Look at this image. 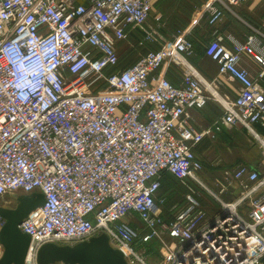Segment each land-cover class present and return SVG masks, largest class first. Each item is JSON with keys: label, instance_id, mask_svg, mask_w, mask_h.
Listing matches in <instances>:
<instances>
[{"label": "built area", "instance_id": "1", "mask_svg": "<svg viewBox=\"0 0 264 264\" xmlns=\"http://www.w3.org/2000/svg\"><path fill=\"white\" fill-rule=\"evenodd\" d=\"M154 1L0 0V205L8 194L44 196L18 226L30 238L24 264H37L43 244L102 233L126 264H263L264 136L253 128L264 127L263 36L254 30L239 42L217 31L223 10L247 0H207L167 39L160 17H150ZM200 21L211 29L212 80L188 62ZM132 31L142 35L139 47L158 48L118 69V45ZM161 66L176 71L178 86L155 74ZM224 78L239 84L234 98L222 94ZM208 102L221 116L197 130L190 110ZM240 128L260 151L259 168L223 170L214 194L199 179L195 149ZM165 172L185 189L168 219L157 197ZM196 184L219 205L212 217ZM152 245L164 253L152 259Z\"/></svg>", "mask_w": 264, "mask_h": 264}, {"label": "crops", "instance_id": "2", "mask_svg": "<svg viewBox=\"0 0 264 264\" xmlns=\"http://www.w3.org/2000/svg\"><path fill=\"white\" fill-rule=\"evenodd\" d=\"M207 0H155L153 3V8L150 17L158 15L160 17L161 22L166 23L167 27L164 25L160 29V33L165 38H170L169 36L174 34L176 25L180 26V28H187L196 21V9L201 8V6ZM182 2H189V6H183ZM198 6V7H197ZM176 10L177 13L175 16H167L171 13H174ZM181 15V18L179 16ZM173 20L171 23L174 27L170 26V20ZM150 21V19H149ZM151 25H154V22H151ZM255 31H258L262 34L261 41L264 44V0H247L244 4L240 6L231 7L230 10H223V18L221 23L217 27V31L221 34L229 36L239 42L244 40V37L249 34H253ZM211 29L206 25L204 21H200L193 28V45L194 52L191 56L188 57V62L198 71L201 78L204 80H212L217 75V67L214 62L209 60L204 55V46L210 36ZM142 38V35L138 31H132L127 36L126 42L119 43L118 49V69H123L131 66L138 59L140 54H144L147 50H156L158 47L155 45L146 44L145 47H139L137 45V41ZM229 45L228 43H226ZM244 65L251 72L256 71V65L252 63L250 60H245ZM156 75H162L169 81V83L173 86H178L180 80L176 74L174 69L164 70V66H161L156 72ZM223 82V90L222 94L229 98H234L236 96L237 88L239 84L231 79L224 78ZM190 115L192 119V124L197 130L206 129L211 126L214 122H216L221 116L220 108L213 102H208L201 109H192L190 110ZM258 125V124H256ZM256 125L253 128L256 130ZM260 126V125H259ZM261 127V126H260ZM257 131V130H256ZM258 132V131H257ZM260 133V132H258ZM240 136L242 139L246 140L245 143H249L247 138H243L247 135L245 129H236V130H227L223 129L217 137L213 141L204 140L196 149L195 153L199 158L202 169H203V156L209 148H211L212 144L221 138H231L232 135ZM261 134V133H260ZM262 135V134H261ZM264 136V135H263ZM257 148V146L255 145ZM258 149V148H257ZM259 150V149H258ZM248 159V158H247ZM249 161L244 159L238 160L240 164L238 165H246L249 168L258 169V162L256 163V159L252 161V159H248ZM260 170V169H259ZM200 179V178H199ZM202 184L207 188V185L211 182V178L201 176ZM18 195V194H16ZM237 195V192H233L231 195H221V198L225 201L233 200ZM199 202L203 208L204 202L203 199L199 196ZM217 206V202H215ZM203 204V205H202ZM173 206H164L161 208L160 214H162L163 218H170L172 212L169 211ZM205 211L213 212L209 217H212L216 214V211H212L210 209H204ZM171 213V214H170ZM157 258V256H156Z\"/></svg>", "mask_w": 264, "mask_h": 264}, {"label": "water", "instance_id": "3", "mask_svg": "<svg viewBox=\"0 0 264 264\" xmlns=\"http://www.w3.org/2000/svg\"><path fill=\"white\" fill-rule=\"evenodd\" d=\"M12 208L0 205L4 223L0 230V264H24L30 238L18 226L27 215L44 204L42 193H18ZM264 264V258L262 260ZM37 264H126L121 251L112 248L105 234L74 245L43 244L36 253Z\"/></svg>", "mask_w": 264, "mask_h": 264}, {"label": "rangeland", "instance_id": "4", "mask_svg": "<svg viewBox=\"0 0 264 264\" xmlns=\"http://www.w3.org/2000/svg\"><path fill=\"white\" fill-rule=\"evenodd\" d=\"M182 5L189 6L190 4L189 2H185V3L182 2ZM177 11L178 10H176L174 13L169 14L167 18L169 16H175ZM177 16L181 18V15H177ZM169 20H170V26L174 27L171 24L173 23V20L172 19H169ZM152 21L153 19L150 18V21L148 20V24L151 25ZM163 24L167 27V22ZM243 138H247L249 140L248 141L249 143H245L246 140L242 139L240 136L239 137L234 136V134L229 139L227 138L218 139L216 142L212 144L211 148H209V150L206 153H204L203 169L199 173V178H200V181H201V176L211 178V182L209 183V185H207V189L211 191L212 193L217 194L219 190L218 187L222 185L221 174L223 170L234 168L235 166L240 164L238 160H241L244 158L247 161H249L248 159H252V161L256 159L255 161L256 163L260 161V151L255 147V143L253 139L246 135ZM195 187H196V190L198 191L199 196L203 199V202H204V205L202 204L203 208L206 210L210 209L212 211L217 212L219 206L216 205L215 203L216 200L212 196H210V194L204 188L200 187L197 184L195 185ZM170 193L172 194V195H168L169 197L168 204L170 206H172L171 204L173 202L180 203L181 201H184L185 193L180 190V187L177 185V183L171 182V190L169 191L168 194ZM16 194L18 193L7 195L6 201L3 204L5 205L4 207L11 208L15 206ZM176 209L177 208H175V210ZM173 213L174 212H172V214ZM212 213L213 212L205 211L204 215L207 216ZM162 253L164 252L162 251L161 247L159 246L154 247L151 250L152 259L156 258V256Z\"/></svg>", "mask_w": 264, "mask_h": 264}, {"label": "trees", "instance_id": "5", "mask_svg": "<svg viewBox=\"0 0 264 264\" xmlns=\"http://www.w3.org/2000/svg\"><path fill=\"white\" fill-rule=\"evenodd\" d=\"M198 7V6H197ZM175 28V32H174V34L177 32V31H179V30H182L183 28H180V26H177V27H174ZM173 35V34H172ZM171 36V35H170ZM106 72H107V70H106ZM111 71H109V73H110ZM256 130L258 131V132H260L262 135H264V127H260L259 125H256ZM171 182H174V183H177V185L180 187V190L182 191V192H184L185 193V189L179 184V182L173 177V176H171L169 173H164L163 175H162V180H161V186H160V188H159V191H158V193H157V197L158 198H164L165 199V206L167 205H169L168 204V195H172L171 193L170 194H168L169 193V191L171 190ZM183 199V198H182ZM184 201H181L180 203H175V202H173L171 205L173 206V204H174V207L175 208H179V207H181L184 203H183ZM170 206V205H169ZM151 247H153L154 248V246L152 245ZM158 257V256H157Z\"/></svg>", "mask_w": 264, "mask_h": 264}, {"label": "flooded vegetation", "instance_id": "6", "mask_svg": "<svg viewBox=\"0 0 264 264\" xmlns=\"http://www.w3.org/2000/svg\"><path fill=\"white\" fill-rule=\"evenodd\" d=\"M12 208V207H11Z\"/></svg>", "mask_w": 264, "mask_h": 264}]
</instances>
